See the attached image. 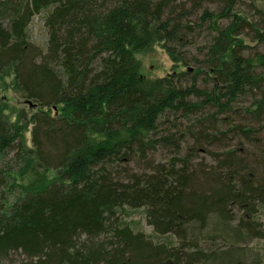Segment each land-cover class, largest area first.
<instances>
[{"label": "trees", "instance_id": "16d2710c", "mask_svg": "<svg viewBox=\"0 0 264 264\" xmlns=\"http://www.w3.org/2000/svg\"><path fill=\"white\" fill-rule=\"evenodd\" d=\"M245 5L0 0V84L13 76L37 109L13 120L0 101V264L258 262L247 243L264 232V52L248 51L264 23L245 15L264 12ZM38 15L45 51L29 43ZM154 45L174 63L166 78L141 73ZM202 148L215 166L194 163ZM140 210L151 236L125 219Z\"/></svg>", "mask_w": 264, "mask_h": 264}, {"label": "rangeland", "instance_id": "374dc122", "mask_svg": "<svg viewBox=\"0 0 264 264\" xmlns=\"http://www.w3.org/2000/svg\"><path fill=\"white\" fill-rule=\"evenodd\" d=\"M246 5H253L255 4V7L258 10H262L264 12V0H245ZM253 3V4H251ZM246 5L244 6L245 8ZM250 11V10H248ZM248 17L251 21L254 23H264V15H245ZM48 41V32L45 24V16L44 15H38L34 16L29 25V43L37 47L41 50L46 49V43ZM247 45L249 47H252L253 49L257 46V43H252L249 40H247ZM258 51H263L264 52V46L258 48L257 50H251L248 51L249 53H255ZM194 55L197 54L195 51L192 52ZM137 59L141 63V73L143 76L150 78V79H158V78H166L169 75L173 74L174 72V63L172 62L171 58L168 56L167 52L159 45H154L152 49L146 53L139 54L137 55ZM176 70L178 72L182 71H190L191 73L193 72L192 66L189 68H185L182 65H179ZM14 80V77H9L6 79V84L1 85L0 84V101L4 102L5 105L7 106V112L8 114L12 117L13 120L17 119V116L19 114L24 113L27 118L29 119L36 111L37 109L35 107H31L29 103L21 96V94L16 93L14 89L12 88V82ZM33 125H27V130L25 132V141L26 145L28 148L32 147V130ZM263 135L262 139L264 140V129H262ZM261 136L259 138H261ZM242 142V141H241ZM238 143V141H234V145ZM232 145V144H231ZM243 145L248 153H255L259 154L258 150L256 149L255 146L247 144L246 141L243 142ZM195 143L189 140L188 147L189 148H194ZM196 147V146H195ZM203 149V148H202ZM206 148L203 149V151L200 152V154H197V160L194 161V163H202L208 167L215 166L214 163V155L213 154H208L207 152H204ZM210 152H221L222 148H217L213 147L208 149ZM193 151V150H191ZM190 152V151H189ZM183 154H188V152H184ZM190 155V154H189ZM13 155H11L12 157ZM160 158V157H158ZM162 158V157H161ZM199 159V160H198ZM236 210V209H235ZM234 210L233 216L235 215V218L232 220L233 223H236V221L239 218V214ZM241 215V214H240ZM260 217V222L261 224H264V213H259ZM126 221L134 223V229L137 231H140L144 233L146 236H151L153 235V229L152 227L148 224L145 211L140 210V211H135L132 213H129L125 217ZM261 229L260 231L262 232L261 236L258 238H252L249 240L247 243V247L250 249H253L254 251L251 256H249V260H258L256 261L255 264H264V232H263V225H259ZM157 241V239H155ZM204 251L209 252L210 246L204 244L202 246ZM251 252V253H252ZM254 255V256H253ZM26 258L21 255V254H14L11 257V260L14 264H20L24 262ZM249 262V261H248ZM141 264H147L145 255L141 256Z\"/></svg>", "mask_w": 264, "mask_h": 264}, {"label": "water", "instance_id": "95a60500", "mask_svg": "<svg viewBox=\"0 0 264 264\" xmlns=\"http://www.w3.org/2000/svg\"><path fill=\"white\" fill-rule=\"evenodd\" d=\"M29 105H30L31 107H36V105H33L31 102H29Z\"/></svg>", "mask_w": 264, "mask_h": 264}]
</instances>
